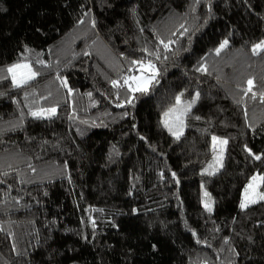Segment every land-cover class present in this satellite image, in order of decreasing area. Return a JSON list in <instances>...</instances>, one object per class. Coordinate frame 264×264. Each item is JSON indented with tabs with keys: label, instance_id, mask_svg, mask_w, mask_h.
Masks as SVG:
<instances>
[{
	"label": "trees",
	"instance_id": "1",
	"mask_svg": "<svg viewBox=\"0 0 264 264\" xmlns=\"http://www.w3.org/2000/svg\"><path fill=\"white\" fill-rule=\"evenodd\" d=\"M261 40L264 0H0V68L40 73L0 79V264H264V201L239 207L264 174ZM133 60L158 70L146 94L112 85ZM197 92L177 140L162 114Z\"/></svg>",
	"mask_w": 264,
	"mask_h": 264
},
{
	"label": "snow or ice",
	"instance_id": "2",
	"mask_svg": "<svg viewBox=\"0 0 264 264\" xmlns=\"http://www.w3.org/2000/svg\"><path fill=\"white\" fill-rule=\"evenodd\" d=\"M200 0H194V4H198ZM183 27V26H181ZM185 32L188 30L185 29ZM165 49L169 48V45L173 43L169 41V43H164L161 41ZM228 45V40H224L220 43L219 47L215 49L216 55H219L220 52ZM144 51H147L145 49ZM261 52H264V40H261L259 43L253 45L252 53L253 55H259ZM150 55H152L150 53ZM159 59V56H157ZM43 64V61H40ZM133 66H138L137 71L140 73L139 75H129L127 77H123V84L120 81L113 80V87H127L130 92H139L142 94H146L150 86L156 81V77L158 75V70L155 65L149 60L147 62L143 60H133L131 62ZM198 71H206V69H197ZM40 73L38 71H34L30 63H26L24 61H18L13 63L6 68H0V79H11L12 86L14 88H21L25 85H28L31 81L35 80L36 77ZM64 86H67V81H62ZM248 87L244 89V94L252 93V98H256V93L252 91L254 87V81L249 79L247 81ZM71 91V89H69ZM91 96V94H88ZM184 94L180 93L175 96L174 104L169 107L162 114L161 123L163 126L169 131L171 135H173L177 140L183 135L185 120L192 113V109L196 105L197 101L200 98L199 92L195 94V96L191 100H184ZM261 99L264 100V93H261ZM131 103V100L128 101ZM31 116L36 119H47L51 118L56 114V108H39L37 110L31 111ZM194 119H201L199 116H194ZM212 145L211 151L213 153L212 160L207 164V167L203 170V174L207 175H215L222 167H223V152L224 147L226 146L228 141L226 139H221L216 136H212ZM251 154V150H249ZM253 158L255 160H261L262 157L260 155H254ZM173 177L176 176L175 173H172ZM177 183L179 181L177 180ZM264 186V174H253L248 183L245 185L242 198L239 204V207L243 210L248 208L252 204H256L260 201H264V191H261V187ZM203 188V185L201 186ZM204 199L202 200L203 206L206 211L212 212V201L211 196L207 191L203 192ZM227 243V241H225Z\"/></svg>",
	"mask_w": 264,
	"mask_h": 264
},
{
	"label": "rangeland",
	"instance_id": "3",
	"mask_svg": "<svg viewBox=\"0 0 264 264\" xmlns=\"http://www.w3.org/2000/svg\"><path fill=\"white\" fill-rule=\"evenodd\" d=\"M57 111V110H56ZM185 133V127H184V131H183V134ZM261 191H262V187H261V189H260ZM259 203V202H258ZM257 204V203H256ZM252 205H255V204H252ZM252 205H250V206H252ZM249 206V207H250ZM212 208L214 209V206H213V203H212ZM213 211V210H212Z\"/></svg>",
	"mask_w": 264,
	"mask_h": 264
}]
</instances>
